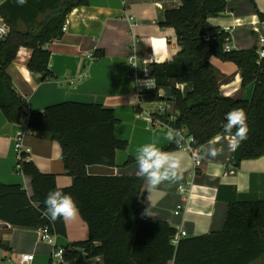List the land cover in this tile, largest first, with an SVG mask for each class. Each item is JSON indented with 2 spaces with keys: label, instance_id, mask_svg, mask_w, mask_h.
<instances>
[{
  "label": "trees",
  "instance_id": "obj_1",
  "mask_svg": "<svg viewBox=\"0 0 264 264\" xmlns=\"http://www.w3.org/2000/svg\"><path fill=\"white\" fill-rule=\"evenodd\" d=\"M254 1V0H253ZM90 0H28L20 6L16 0L0 3V16L10 27L0 42V108L7 120L20 123L27 117L32 132L47 133L62 147L65 169L72 184L59 188L56 175L41 172L24 159L20 172L30 176L33 193L29 196L20 185L0 183V219L13 226L41 228L47 226L54 235L65 236V220L51 222L44 214V201L50 191L70 195L87 223L89 237L64 247L65 262L73 263L85 252L89 258L102 256L105 264H251L264 259V201H229L224 229L220 232L181 238L172 242L177 229L166 221L144 214L140 200L145 180L137 175L92 174L88 166L115 167L118 150L128 141L118 139L114 110L98 104L66 101L38 111L13 86L10 65L21 47L32 50L28 67L52 78L48 45L64 35L66 18L75 8ZM227 0H183L181 6L165 12L161 26L175 30L180 50L173 61L154 64L152 75L157 87H171L169 98L156 89L140 93L141 101H172L176 115L159 116L175 130L185 129L201 147L218 135L227 134L226 114L243 110L247 139L235 149V165L243 160L264 156V59L257 49L224 50L229 34L212 27L209 16H217L227 7ZM264 23V12L258 10ZM100 54L98 58L102 57ZM213 56L234 62L242 71V86L254 84L251 99L225 96L211 63ZM192 83L186 96L172 86ZM235 129L233 130V133ZM179 140V135L177 136ZM171 142L162 150H176ZM129 159L127 163L132 162ZM0 249L9 250L2 240Z\"/></svg>",
  "mask_w": 264,
  "mask_h": 264
},
{
  "label": "crops",
  "instance_id": "obj_2",
  "mask_svg": "<svg viewBox=\"0 0 264 264\" xmlns=\"http://www.w3.org/2000/svg\"><path fill=\"white\" fill-rule=\"evenodd\" d=\"M227 1L223 12L208 17L210 25L231 28L229 45L233 50L258 49L260 37L264 36V23L259 19L258 10L264 12V0ZM182 3L183 0H90L88 5L68 14L64 35L48 45L52 78L44 79L42 73L29 69L33 53L30 48L21 47L10 65L8 71L13 86L32 110L41 111L66 101L93 103L114 110L118 119L115 136L128 141V147L117 151L115 167L91 165L89 173L137 175L136 158L140 147L154 143L162 149L171 143L167 139V133L172 131L170 127L154 126L147 118H158L164 111L167 116H175L174 102L170 101L173 109L166 100L155 110L145 111L139 85L150 80L145 78L152 74L154 64L170 63L179 52L175 30L161 26V22L167 10L178 8ZM92 52L96 54L95 59L88 57ZM100 54L103 56L98 58ZM131 57H135L136 65L130 61ZM211 63L225 96L251 99L254 84L242 86V71L234 62L213 56ZM171 83L184 96L193 90L190 82L180 84L173 80ZM156 88L164 98L172 95L171 87ZM22 130L23 123L8 121L0 108V183L20 185L31 196L30 176L17 169L15 136ZM231 140L228 134L218 135L201 146L202 163L196 174L192 173L194 160L189 150H172L185 155L182 179L165 182L150 194L145 181L140 195L144 214L168 222L177 231L185 230L187 235L183 238H190L222 231L229 201L233 198L241 202L264 201V156L243 160L236 166L235 150L229 148ZM23 144L31 150L26 159L41 172L55 174L59 188L72 184L58 141L47 133L34 132L25 134ZM213 146L223 149L215 159L207 155V150ZM129 159L133 161L127 163ZM181 203L185 207L176 214ZM65 223L67 233L54 235L55 246L69 247L88 239L89 228L80 213ZM0 240L9 247L8 251L0 249L4 255L1 264H19L23 253L34 255L31 264H53L54 246L40 239L39 228L13 226L0 219ZM62 264L105 263L102 256L89 258L82 252L73 263ZM251 264H264V259Z\"/></svg>",
  "mask_w": 264,
  "mask_h": 264
},
{
  "label": "clouds",
  "instance_id": "obj_3",
  "mask_svg": "<svg viewBox=\"0 0 264 264\" xmlns=\"http://www.w3.org/2000/svg\"><path fill=\"white\" fill-rule=\"evenodd\" d=\"M17 4L23 6L28 0H16ZM147 87L152 88L147 82ZM227 123L224 125L225 132L232 136L229 148L237 149L247 139L246 115L243 110H233L226 114ZM235 132L233 133V130ZM179 134L172 131L167 133V139L175 142L177 149L180 148ZM223 152L222 148L215 146L207 150V155L215 159ZM185 155L180 151H165L154 143L143 145L138 149L136 163L138 165L137 175L148 184V193L157 190L165 182L175 183L182 179L183 161ZM45 210L43 214L51 221L72 220L79 215V207L70 195L61 191H50L44 201Z\"/></svg>",
  "mask_w": 264,
  "mask_h": 264
},
{
  "label": "built area",
  "instance_id": "obj_4",
  "mask_svg": "<svg viewBox=\"0 0 264 264\" xmlns=\"http://www.w3.org/2000/svg\"><path fill=\"white\" fill-rule=\"evenodd\" d=\"M3 0H0V3H2ZM134 25H137V23H134ZM230 27H226L225 29H223L225 32H227L229 34V37L227 38V42L224 46V50L225 51H232L233 48L229 45V39H230ZM10 31V27L7 24V22L5 21V19L0 16V42L5 39ZM257 53L259 55V60H263L264 59V36L260 37V47L257 49ZM88 57L91 59H95L96 58V54L94 52L92 53H88ZM130 61L132 62L133 65H136V61H135V57H131ZM147 82H149L150 86L152 88H148L147 87ZM140 93L144 90H151V89H155L156 86V82L155 80H146L144 82H141L140 85ZM166 111H164V113L161 116H167V114H165ZM170 121H173L175 119V116H168ZM147 120L154 126H169V124H167L166 122L162 121L160 117L155 118V117H148ZM22 123L24 125V130H22V132H19L16 136H15V149H16V153H17V169H21L22 167V161L24 159H26V155H28L31 150L28 147H25L23 144V138L25 136V134L27 133H34L32 132L29 127H28V123H27V117L24 116L22 118ZM170 127V126H169ZM170 129L172 130L173 133H175L171 127ZM179 141H180V148H184L189 150V152L191 153L193 160H194V164H193V170L192 173L196 174V169L201 165L202 163V158L201 155L199 153V147H195L193 145L195 139L192 135H186V130L183 129L180 134H179ZM180 188L182 190H185L184 186L181 185ZM185 207L184 203H181L177 206V210H176V214L180 213V210L183 209ZM187 235V232L185 230H181V231H177L176 234L174 235L172 242L174 244H177L181 238L185 237ZM39 236L40 239L43 241H47L50 244H52L54 246V249L52 251V263L53 264H62L65 262V248L64 247H57L55 246L56 241H55V236L54 234H52L50 232V229L45 226V227H41L39 228ZM3 253L0 250V264L3 261ZM20 262L19 264H31L32 261L34 260V255L30 254V253H23L20 256Z\"/></svg>",
  "mask_w": 264,
  "mask_h": 264
},
{
  "label": "rangeland",
  "instance_id": "obj_5",
  "mask_svg": "<svg viewBox=\"0 0 264 264\" xmlns=\"http://www.w3.org/2000/svg\"><path fill=\"white\" fill-rule=\"evenodd\" d=\"M145 79H153L152 74H147V77ZM169 88V87H166ZM167 103H169L173 109L172 103H170V101H168ZM160 104V101H153V102H149V101H143L142 104V108H144L145 111H153L156 109V107H158V105Z\"/></svg>",
  "mask_w": 264,
  "mask_h": 264
}]
</instances>
